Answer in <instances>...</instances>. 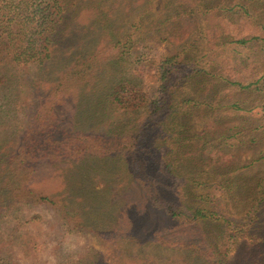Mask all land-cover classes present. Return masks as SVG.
Segmentation results:
<instances>
[{
  "label": "trees",
  "instance_id": "trees-1",
  "mask_svg": "<svg viewBox=\"0 0 264 264\" xmlns=\"http://www.w3.org/2000/svg\"><path fill=\"white\" fill-rule=\"evenodd\" d=\"M72 1H7L6 7L12 14L7 22L9 26L12 24L11 29H16L15 25L20 26L17 30L21 39L17 42L18 48L14 46L9 53L6 44H0V63H3L0 67V91H10L13 86L11 98L2 94L0 105L4 106L6 98L18 105L15 111L21 127L16 130V139L5 140L7 144L0 152V164H3L0 167L6 170L0 192L9 198V202L21 199L26 204L35 202L55 209L69 232H82L89 225L82 222L77 211L71 212L65 191L53 194L36 192L30 184L33 183L32 177L38 176L47 166L48 176L60 175L63 180L65 173H71L66 166L68 162L98 169L104 165L107 166L105 169H111L122 164L135 193L129 187L131 193L127 189L126 193L122 190L119 192L121 200L113 197L109 203H113L112 212L119 215L122 208L130 217L131 227L129 232L121 235L123 238L138 237L134 223L141 220L146 208L140 206L145 201L151 210L149 212L163 214L177 222L195 224L213 220L219 213H227L231 214V218H227L229 220L225 219L227 223L231 227L240 226V232L261 231L264 224L258 219L264 216V177H257L248 170L255 160L242 162L237 159L236 152L244 144L239 134H250L261 126L239 128L224 122L226 115L223 117V114L237 108L236 102H229L230 87L250 89L251 84H242L234 78L227 62L220 58L219 51H228V58H232L235 68L239 65L236 62V45L254 42L264 51V10L258 18H254L258 15L249 10L253 4L264 5V0H184L179 5H175L176 0H169L167 5L172 10L161 20H156L148 31L154 33L167 28V36L180 46L157 60L155 75L158 85L155 92L149 95L133 78L114 81L105 94V100L98 96L96 102H105L110 113L118 111L128 120L117 127L103 126L95 130L89 126L92 121L83 129L65 125L63 119L67 114H61L60 109L76 92L90 106L93 95L86 88L100 82L104 65L126 61L132 55L133 43L129 40L132 33L127 31V40L121 41L110 12L100 7L105 0H85L86 7L78 5V16L92 22L100 21L104 43L62 65L47 91L39 94L40 90L36 89L30 93L35 102H17L25 84L19 74L20 66L27 65L21 67L27 72L35 69L33 78L26 80L28 85L37 88L52 60L51 45L68 28L67 19L76 10ZM145 3L146 11L141 13L142 16L150 12L148 2ZM209 16L212 17L206 21L205 31L189 37L187 30H193L201 18ZM220 16L221 22L212 21ZM235 19H239L243 27L251 22L261 34L245 37L240 36L236 28L235 31L229 30ZM160 36L152 35L154 38ZM200 40L205 42L206 53L201 54L197 48ZM7 46L11 47L9 42ZM4 51L7 54H2ZM224 90L226 94H223ZM196 116L200 118L201 125L193 128L192 120ZM256 141L251 137L249 142ZM260 158L263 159L264 154ZM207 188L220 193L218 199L223 201L225 209L221 211V208L216 210L195 204L197 201L212 202L210 192L197 191ZM113 236L116 238L119 234L113 233ZM219 254L222 253L219 251L214 253L215 256H209L215 259L211 264H233L227 255L226 261L218 259ZM260 256L264 261V252H261L252 264H258Z\"/></svg>",
  "mask_w": 264,
  "mask_h": 264
},
{
  "label": "rangeland",
  "instance_id": "rangeland-1",
  "mask_svg": "<svg viewBox=\"0 0 264 264\" xmlns=\"http://www.w3.org/2000/svg\"><path fill=\"white\" fill-rule=\"evenodd\" d=\"M7 1L0 0V44L2 46L6 44L9 53L14 46L18 48L17 42H20L21 33L17 30L20 26L15 25L17 28L11 29L12 24L9 26L7 22L12 16L9 8L6 7ZM84 1H72V5H75L73 9L76 10L67 19L68 28H65L60 39L51 45L52 60L44 71V80L40 83L34 81L38 83L37 88L27 84L28 80L33 78L35 69L32 68L27 72L23 69L27 65L20 66L19 69L23 70H19V74L22 79L24 78L21 81L25 84L22 86L23 92L20 93L19 100L17 99L18 104L35 102L33 94L30 93L36 89L40 90L39 94L47 91L62 69V65L104 43L100 21L92 22L78 16V5L86 7ZM145 2H148L150 12L142 16L141 13L146 11ZM168 3L169 0H105L101 4L103 10L110 12L117 28L115 31L122 42L127 40L125 38L127 31L132 33L129 38L133 43L130 50L132 55L126 61L104 65L100 82L86 88L89 94L93 95L90 98V103L93 101L90 106H87L89 103H85L79 93L76 92L71 96L66 106L60 109L61 114H67L63 119L65 125L67 123L72 129H83L89 121H92L89 126L95 130L103 126L117 127L122 122H126L127 116L121 115L118 111L110 113L109 106L105 102H96L98 96H102L105 100L110 85L119 79L133 78L140 82L145 92L153 95L158 85L155 75L157 60L180 46L167 36V28L165 31L162 29L154 33L148 31L155 25L156 20H161L172 10ZM182 3L184 0H176L175 5ZM250 9L252 14L258 15L254 18H258L262 16L260 13L264 10V5L256 3L249 6ZM211 17L201 18L193 30L188 29L189 37H195L205 31L206 21L208 22ZM212 21L221 22V16ZM233 22L234 25L229 30L235 31L236 28L240 36L261 34L251 22L246 23L245 27L240 24L239 19ZM158 34L161 35L160 38L152 37ZM8 42L11 47L7 46ZM197 48L201 54L207 52L205 42L202 40L198 41ZM260 49L261 47L254 42L242 46L236 45L235 55L238 58L236 62L239 64L237 68L233 66L232 58H228L227 50L221 49L219 53L220 58L227 62L224 64L230 67V73L234 74L235 79L245 85L251 84L250 89L240 90L236 86L230 87L229 102H236L238 109L226 114L223 112V117L226 115L223 120L227 125L239 128L246 126L253 129L261 126L250 134L248 132L239 134L244 144L235 150L238 160L246 163L255 160L248 170L254 172L257 177H264V158H260L264 154V131H261L264 127V51ZM7 52L4 51L2 54ZM2 66L1 62L0 67ZM136 69L138 73H135ZM12 87L10 91H0V99L4 93L11 98ZM223 94H226L225 90ZM3 101L4 106L0 105V152L7 144L5 140L16 139L18 133L16 130L21 127L15 111L18 105L11 99L8 101V98ZM192 121L193 128L200 127L199 117L196 116ZM251 137H255L257 141L250 143ZM66 166L71 169V173H65L63 180L60 175L48 176V167L44 166L38 176L32 177L31 187L36 192L47 194L65 191L69 196L67 201L71 212L77 211L82 222L89 225V228L82 232L77 230L69 232L55 209L45 208L35 202L26 204L21 199L9 202V198L6 199L5 194L0 192V264H211L215 259L209 256H215L214 253L219 251L224 255L219 254L218 259L222 258L226 261L227 255L233 264H252L257 260V256L264 252V225L261 231L256 232V229H252L248 231V235L245 231L240 232V226L236 225L233 228L227 223L229 220L227 218H231V214L227 213H219L213 220L195 224L177 222L163 214L149 212L151 210L146 201L140 206L146 208L141 220L134 223L139 232L138 237L123 238L121 235L129 232L130 217L122 208L119 215L116 211L112 212L113 203H109L113 201V197L121 200L119 192L122 190L126 193L125 189H127V192L131 193L129 187L133 194L135 193L133 190L135 187L131 185L123 165H115L111 169H105L107 166L104 165L98 169L68 162ZM5 172V168L0 167V187ZM197 191L210 192L212 202L197 201L195 204L199 203L200 206L216 210L221 208V211L225 209L223 201L218 199L220 195L218 191L213 188ZM258 222L264 224V216H260ZM113 233L119 236L114 238ZM261 257H258V264H264L263 259L260 260Z\"/></svg>",
  "mask_w": 264,
  "mask_h": 264
}]
</instances>
